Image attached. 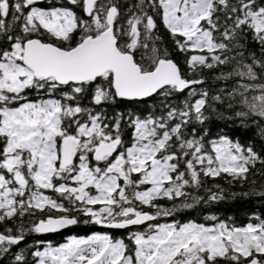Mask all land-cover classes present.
Returning a JSON list of instances; mask_svg holds the SVG:
<instances>
[{
    "label": "snow or ice",
    "instance_id": "obj_1",
    "mask_svg": "<svg viewBox=\"0 0 264 264\" xmlns=\"http://www.w3.org/2000/svg\"><path fill=\"white\" fill-rule=\"evenodd\" d=\"M256 176L264 0H0V264H264V213L178 218Z\"/></svg>",
    "mask_w": 264,
    "mask_h": 264
},
{
    "label": "trees",
    "instance_id": "obj_2",
    "mask_svg": "<svg viewBox=\"0 0 264 264\" xmlns=\"http://www.w3.org/2000/svg\"><path fill=\"white\" fill-rule=\"evenodd\" d=\"M135 2V0H133ZM177 59L183 60V56L180 54H176ZM211 76V74H208ZM223 82H216L215 84L209 79L208 86L210 89H215L217 87L222 86ZM211 94V93H210ZM183 97H179L178 99H182ZM259 167V165H258ZM258 182L264 181V177L256 176L255 177ZM218 183L221 184L227 190L226 194H229L231 191L239 192L241 191V187L239 185H235L231 189H229L228 185L225 181L217 178ZM209 186L212 184V181L208 182ZM199 195L204 196L205 193L203 190H200ZM253 213L260 214L264 213V203L259 201L256 198L244 199V198H226L222 201H210L207 204L201 203L197 206L195 210H184L178 214V218L182 219H196L198 222H204V216L206 215H216L221 219H225L227 217H232L237 224H243L247 222V217L252 215ZM163 222V221H162ZM94 230L93 225H78L71 226L68 230L62 231L57 234L47 235L48 239L53 240L54 242H62L64 237L67 235H88L90 232ZM95 230H99L98 226H96ZM113 231V235H121L120 230H111ZM29 243H31L32 237H27Z\"/></svg>",
    "mask_w": 264,
    "mask_h": 264
},
{
    "label": "water",
    "instance_id": "obj_3",
    "mask_svg": "<svg viewBox=\"0 0 264 264\" xmlns=\"http://www.w3.org/2000/svg\"><path fill=\"white\" fill-rule=\"evenodd\" d=\"M68 229V228H67ZM64 230H66V229H64ZM61 231H63V230H61ZM55 234H57V233H55ZM49 235V234H48Z\"/></svg>",
    "mask_w": 264,
    "mask_h": 264
}]
</instances>
